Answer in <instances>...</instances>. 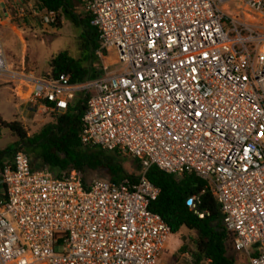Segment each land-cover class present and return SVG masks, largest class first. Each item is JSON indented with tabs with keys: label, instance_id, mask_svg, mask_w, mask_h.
Returning <instances> with one entry per match:
<instances>
[{
	"label": "built area",
	"instance_id": "1",
	"mask_svg": "<svg viewBox=\"0 0 264 264\" xmlns=\"http://www.w3.org/2000/svg\"><path fill=\"white\" fill-rule=\"evenodd\" d=\"M82 3L100 77L14 73L0 37V78L51 119L87 98L81 144L140 160L142 173L135 184L84 183L15 153L0 173V264H159L171 229L149 210L159 195L145 175L152 165L206 182L240 263L264 264V0ZM43 18L51 25L56 14ZM197 204L186 205L203 219Z\"/></svg>",
	"mask_w": 264,
	"mask_h": 264
},
{
	"label": "trees",
	"instance_id": "2",
	"mask_svg": "<svg viewBox=\"0 0 264 264\" xmlns=\"http://www.w3.org/2000/svg\"><path fill=\"white\" fill-rule=\"evenodd\" d=\"M39 11L54 12L56 21L51 24L60 29L64 19L79 31L76 38L80 58L75 59L66 51L53 56L49 62L47 76L66 75L72 83L96 79L101 76V63L95 51L99 48V36L90 24V17L82 8V0H32ZM80 14H77V12ZM87 98L77 96L67 111L54 116L51 123L44 126L38 134L28 136L23 126L16 121L4 122L0 118V128H5L17 141L0 151V173L11 163L17 152H24L30 159L32 170L46 168L54 177L76 171L83 182L87 172L102 176L113 184L127 180L137 183L139 176H131L123 167L118 153H107L98 147H85L80 142L82 118L86 111ZM133 165L141 169L140 160L133 159ZM147 180L159 190L157 199L149 210L161 217L171 229V236L181 230L195 234L192 240L194 264L203 261L209 264H241L238 254L232 249V235L223 224V215L206 182L194 175L180 178L167 175L150 166L146 171ZM198 198L196 212L204 214L200 219L187 207L189 198ZM185 253L184 246L180 249Z\"/></svg>",
	"mask_w": 264,
	"mask_h": 264
},
{
	"label": "rangeland",
	"instance_id": "3",
	"mask_svg": "<svg viewBox=\"0 0 264 264\" xmlns=\"http://www.w3.org/2000/svg\"><path fill=\"white\" fill-rule=\"evenodd\" d=\"M81 6L84 9L83 3ZM238 6L239 4H230L228 12L235 15ZM43 14L32 0H0V37L6 62L14 73L45 76L50 73L51 58L63 51L75 59L80 58L76 41L79 31L64 19L60 20V29H55L53 25L45 23ZM115 59L108 61L110 72L121 68L120 64H110ZM14 85L16 84L11 78H0V118L4 122H19L28 136L38 134L44 126L52 122L51 117L42 115L39 111L28 112L23 101L14 99ZM17 105L21 106L17 108ZM16 141L7 129L0 128V151ZM122 162L129 175L138 177L142 173V168L137 169L133 165V158L123 156ZM83 176L86 182L105 179L89 172ZM194 238L195 234L186 230L171 236L159 264H194ZM182 246L186 248L185 253L180 250ZM200 264L209 262L203 261Z\"/></svg>",
	"mask_w": 264,
	"mask_h": 264
}]
</instances>
